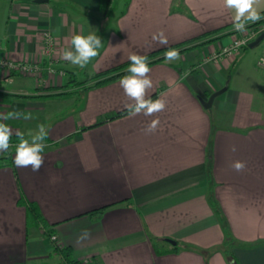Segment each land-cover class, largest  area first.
<instances>
[{"label": "crops", "instance_id": "crops-1", "mask_svg": "<svg viewBox=\"0 0 264 264\" xmlns=\"http://www.w3.org/2000/svg\"><path fill=\"white\" fill-rule=\"evenodd\" d=\"M183 1V11L174 12L175 0H130L109 33L100 0H0V58L40 64L46 79L14 72L9 83L4 80L8 72L0 69L4 112L32 114L5 123L13 135L20 131L29 140L39 125L49 130L38 172L16 167L15 151L13 165L0 159V264H59L48 228L58 236L57 244L96 264H231L221 252L225 234L210 196L241 244L235 249L239 264H264L261 53L257 58L255 49L247 48L212 59L233 43L229 35L180 54L177 61L150 65V96L158 93L166 101L165 110L153 116L129 112L106 120L133 103L121 79L53 95L70 90L64 86L72 73L85 70L88 78L130 61L132 53L147 55L233 24L234 10L224 0ZM256 7L264 9V0ZM160 30L168 38L166 46L152 38ZM93 31H102L103 47L86 67L63 58L73 35ZM47 32L54 37L51 49ZM227 84L206 109L202 101ZM157 116V130L146 132ZM236 160L246 162L243 171L233 169ZM30 203L42 214L40 226L29 223ZM108 205L101 217L89 215ZM84 230L90 235L78 243ZM157 239L177 244L158 242L169 251L158 254Z\"/></svg>", "mask_w": 264, "mask_h": 264}, {"label": "clouds", "instance_id": "clouds-1", "mask_svg": "<svg viewBox=\"0 0 264 264\" xmlns=\"http://www.w3.org/2000/svg\"><path fill=\"white\" fill-rule=\"evenodd\" d=\"M258 0H224L225 7L234 10L232 23L235 31L244 32L248 23H255L261 19L260 12L264 9L256 7ZM153 40L160 45H168V38L163 30L153 34ZM71 49L63 53V58L71 62V64L84 68L88 63L99 55V49L103 47L102 38L97 35L96 31L89 32L87 35L83 33L75 34L71 39ZM239 46V42L237 44ZM180 52L178 49L169 48L165 53V60L173 62L179 60ZM131 64L128 68L129 75L121 78L120 86L123 88L125 95L133 103H129L126 107L133 114H141L145 116H153L163 112L166 108V101L162 98L151 99L150 90L153 87V81L150 77L151 69L149 67L147 55L132 53L129 56ZM27 70V69H25ZM31 119V112H9L0 113V152H7L11 147V138L13 130L5 121L12 118ZM160 124L159 117L152 119L146 126L145 131L148 133L155 132ZM20 137L19 143L16 145L14 164L18 168H31L33 172H38L44 165V149L46 144L44 141L49 135V130L43 125L38 126L35 134L29 133L31 139H25L24 134L20 131L15 133ZM235 151V146H233ZM232 167L235 171H243L246 162L236 160ZM90 235L88 230H84L77 237V242L87 239Z\"/></svg>", "mask_w": 264, "mask_h": 264}, {"label": "trees", "instance_id": "trees-1", "mask_svg": "<svg viewBox=\"0 0 264 264\" xmlns=\"http://www.w3.org/2000/svg\"><path fill=\"white\" fill-rule=\"evenodd\" d=\"M114 1L115 0H100V12L103 15V17H108L112 11L113 5H114ZM183 0H175V6H174V12H182L183 11ZM261 15V19L258 20L255 23H249L251 26L253 25H258L260 24L262 21H264V12L260 13ZM249 27V26H248ZM233 29V30H229ZM226 29H228V32H224ZM102 31H100L99 36H101ZM236 31H234V26L233 24L228 25L224 28H220L211 32H208L206 34H203L201 36H198L196 38L187 40L185 42H182L180 44H176V45H172L163 49H159L156 51H153L149 54H147L148 57V62H149V66L152 64H155L157 62H161L165 60V53L169 48H174V49H178L180 54L186 53L188 51H192L196 48H199L201 46L213 43L214 41H217L223 37H227L229 35L235 34ZM249 48L248 46L245 48L247 49ZM131 64V61L125 62L119 66H116L114 68H111L109 70L103 71L101 73H94L91 74L88 78H86L83 82L76 80V78H74V74H70L69 76V82L64 86L65 88L69 87L70 90L64 91V92H60V93H56L53 94L55 96L61 97V96H65V95H70V94H77L80 91H87L90 89H93L95 87H98L102 84H107L110 82H113L115 80L121 79L123 77H125L126 75H129L128 73V68ZM158 96V93L154 94L151 96V99L155 100ZM26 97H36V96H26ZM129 109L120 111L112 116H109L108 118H106V120H111L114 119L116 117L122 116L124 114L129 113ZM102 123V122H99ZM24 138V137H23ZM20 141V137H17L16 135H13L11 138V147L9 148V150L7 152L3 153V156L0 159L3 160H7V164L8 165H13V161H12V154L13 152L16 150V145L19 143ZM210 203L212 205V207L214 208L216 214L218 215L219 221L222 225V228L224 230V234H225V240H224V244L221 248V252L224 253V255L229 259V262L231 264L234 263H239L236 254H235V249L240 246V242L236 239V237L234 236V234L232 233L231 229L228 226L227 220L224 217L218 202L210 196ZM110 207V205L108 206H104L95 210H92L91 212H89V215L92 217H101V215L104 213V211ZM28 214H29V223L30 224H36L38 226H40L42 223H44L42 214L38 208V206L34 203H30L28 206ZM45 234L47 236V238H49L51 240V236L54 234L52 229H46L45 230ZM52 241V240H51ZM164 242L168 244V240L167 239H157L155 242V249L156 252L158 254H164V253H168L169 251H162V249L159 246L158 242ZM53 242V241H52ZM54 243V249L57 252V254L60 257V262L59 264H88L86 263L84 260H81L79 258L76 257L75 251L73 249V247L71 246H61L55 242ZM174 250H176L178 248V246L173 247ZM171 250V251H174ZM91 264H96L94 262H92Z\"/></svg>", "mask_w": 264, "mask_h": 264}, {"label": "built area", "instance_id": "built-area-1", "mask_svg": "<svg viewBox=\"0 0 264 264\" xmlns=\"http://www.w3.org/2000/svg\"><path fill=\"white\" fill-rule=\"evenodd\" d=\"M262 31H264V27L261 30L250 32V33H247L241 37L236 38L231 45L224 47L220 52H217L212 57V59L218 61V60L222 59L223 57L233 56V55L239 54L253 40H255ZM45 40L48 44V47H49L48 49H51L54 45V37L52 36V34L50 32H47L45 34ZM238 42H239V46H237ZM258 65L260 67L264 68V49H263L262 54L259 57ZM0 69L5 71V72H8L7 75L4 77V80L6 82H9V83L12 82V73H14V72L36 73V74H39V76H40L39 80L41 82L46 81L45 74H44L45 70L43 69V67L40 64H30L28 62H14V61H11L7 58H0ZM25 69H27V70H25ZM48 71L51 74L57 73L56 70L53 68L48 69ZM61 73L63 75L65 74V72H61ZM0 113H5L1 99H0ZM51 240L53 242L57 243L58 242V236L53 234L51 236ZM84 261L88 264L92 263L91 260H84Z\"/></svg>", "mask_w": 264, "mask_h": 264}, {"label": "rangeland", "instance_id": "rangeland-1", "mask_svg": "<svg viewBox=\"0 0 264 264\" xmlns=\"http://www.w3.org/2000/svg\"><path fill=\"white\" fill-rule=\"evenodd\" d=\"M129 4H130V0H115L114 1V5H113V8H112L110 15L106 18L104 17L105 19L103 21V26L105 29H107V32L109 31V33H110L111 29L116 30V25H114V22L117 21L118 18L125 13V11H127ZM250 24L249 23L247 24L246 31H244V32H237L236 31L235 34H232L233 35V41L238 37H241V36H243L247 33H250V32L261 30L264 27V21H262L258 25H254V26L253 25L251 26ZM3 26H4V15L0 14V29L3 28ZM231 30H233V29H231ZM263 47H264V42L260 46L255 48V51H252V52H255L257 54V56H256L257 58L259 57L260 53L262 54L263 49H264ZM249 50H253V49L250 48ZM258 68H259V71H261V73H262L263 72L262 69H264V68H262L260 66ZM83 71L86 73L85 70L78 71L76 73L77 75L74 76V78H76V80H78V81L83 82L87 78ZM80 105L81 104L78 102V105L75 108L79 110L81 108ZM64 108H65L66 112L62 116H65L68 113L70 105H68V104L64 105ZM167 245H169V244H167Z\"/></svg>", "mask_w": 264, "mask_h": 264}, {"label": "water", "instance_id": "water-1", "mask_svg": "<svg viewBox=\"0 0 264 264\" xmlns=\"http://www.w3.org/2000/svg\"><path fill=\"white\" fill-rule=\"evenodd\" d=\"M38 1L42 2V1H47V0H38ZM263 42H264V31H262V32L258 35V37H257L255 40H253V41L248 45V47L251 48V49H255V48H257L258 46H260ZM228 87H229V84H227V85H226L224 88H222L221 90H219V91L213 93V94L210 96V98H209L208 100H203V101H202L203 106H204L206 109H210V108H212L213 105H214L215 100L217 99V97H219V96L222 95L225 91H227V90H228ZM167 240H168V242H170V243H172V244H174V245L177 244L176 241H174V240H172V239H167ZM234 264H239V263H234Z\"/></svg>", "mask_w": 264, "mask_h": 264}]
</instances>
